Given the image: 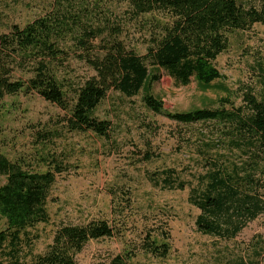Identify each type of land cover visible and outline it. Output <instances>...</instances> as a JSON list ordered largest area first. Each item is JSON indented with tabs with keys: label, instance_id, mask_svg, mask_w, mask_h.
<instances>
[{
	"label": "rangeland",
	"instance_id": "374dc122",
	"mask_svg": "<svg viewBox=\"0 0 264 264\" xmlns=\"http://www.w3.org/2000/svg\"><path fill=\"white\" fill-rule=\"evenodd\" d=\"M86 10L100 27L121 25L119 39L138 54L147 53L144 18H130V8L123 0H78L72 5L65 0H0V32L57 15V11L70 15ZM111 32L105 31L96 44L103 37L111 40ZM70 53L68 69L76 84L95 74L77 54ZM217 67L225 75L222 89L203 90L194 79L189 85H179L161 70L162 78L152 91L163 101V113L146 105L143 91L129 97L112 89L95 110L96 117L110 121L109 137L70 131L68 111L37 92L7 95L1 101L0 153L12 161L24 160L39 171L46 170L42 159L52 156L67 165L56 175L49 193L50 222L31 230L39 236L34 253L46 251L59 226L106 220L114 228L113 236L90 240L77 254L78 264H110L118 254L130 257L132 264H264V213L235 238L226 240L198 229L196 219L201 211L189 201L198 175L206 169L200 149L240 170L252 160L248 156L253 150L237 147L223 122L185 124L167 115L196 108L218 109L225 97L232 103L226 109L235 111L244 106L247 89L264 95V24L232 32ZM46 133L47 139L41 140ZM260 155L255 177L264 193V153ZM166 169L177 171L184 189L164 186ZM4 182L1 176L0 185ZM6 227V220L0 219V231ZM151 239L169 243L166 256L147 249Z\"/></svg>",
	"mask_w": 264,
	"mask_h": 264
},
{
	"label": "trees",
	"instance_id": "16d2710c",
	"mask_svg": "<svg viewBox=\"0 0 264 264\" xmlns=\"http://www.w3.org/2000/svg\"><path fill=\"white\" fill-rule=\"evenodd\" d=\"M65 1L72 5L78 0ZM123 2L130 8V18H144L149 35L144 55L129 49L119 39L121 25L100 27L90 20L87 10L70 15L57 11V15L36 19L24 27L12 25L9 32H0V103L7 95L37 92L68 111L66 122L70 131H92L109 137L110 121L96 117L95 110L112 89L129 97L143 91L146 105L163 113L164 103L152 91L162 78L161 70L179 85H189L194 79L203 90L225 88L221 82L225 75L217 67V59L228 49L230 34L249 30L256 23L264 24V0ZM107 30L112 31L113 38L106 41L103 37L97 45L96 39ZM70 51L95 74L76 84L68 69ZM243 101L244 106L235 111L226 109L231 101L225 97L218 109L196 108L167 114L185 124L223 122L237 147L253 150L248 156L252 160L241 170L237 165L230 167L208 150H199L206 169L198 175L189 201L201 211L196 219L198 229L226 240L235 238L250 221L264 213L263 187L255 177L260 154L264 153V95L260 97L247 89ZM47 134L41 140L47 139ZM42 161L45 171L0 153V177H5L0 185V219L7 224L0 231V264H78L76 256L90 240L114 234L106 220L62 225L46 251L34 253L39 236L31 230L50 222L49 193L56 175L67 168L55 156ZM164 173L165 187L184 189L185 182L175 169H166ZM169 248V243L158 244L153 239L147 242V249L154 255L166 256ZM110 264L132 263L127 255L118 254Z\"/></svg>",
	"mask_w": 264,
	"mask_h": 264
}]
</instances>
